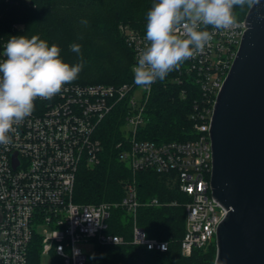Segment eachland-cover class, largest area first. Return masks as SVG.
<instances>
[{"label":"built area","instance_id":"built-area-1","mask_svg":"<svg viewBox=\"0 0 264 264\" xmlns=\"http://www.w3.org/2000/svg\"><path fill=\"white\" fill-rule=\"evenodd\" d=\"M245 30L243 19L233 29L218 32L202 54L186 61L179 70L175 81L182 84L185 74L201 93V101L195 102L190 115L192 135L184 141L140 138L153 85L148 90L134 83L132 69L147 44L146 33L126 26L121 31L133 52L131 82L72 83L51 99L37 98L34 111L18 127L12 143L0 145V264H29L35 243L41 256L52 255L61 264H90L80 245L93 241L99 245L128 242L149 251L166 252L168 242L149 237L137 224L141 207L165 204L158 198L140 201L135 176L143 171L165 174L187 198L181 254L190 257L195 250L210 246L227 214L211 195L210 126L217 95ZM117 109L121 119L118 160L133 178L123 183V195L117 202L77 203L74 190L78 175L81 169L100 163L103 144L98 131ZM118 209L132 220L129 241L110 232L113 211Z\"/></svg>","mask_w":264,"mask_h":264},{"label":"trees","instance_id":"trees-1","mask_svg":"<svg viewBox=\"0 0 264 264\" xmlns=\"http://www.w3.org/2000/svg\"><path fill=\"white\" fill-rule=\"evenodd\" d=\"M156 0H0V61L6 59L4 47L11 36H39L49 46L61 49V58L73 65L79 56L69 45L79 44L85 61L73 83L81 85H119L133 80V52L121 27L146 33V15ZM249 8L237 10L238 20L245 19ZM86 20L87 25L81 21ZM82 37V38H81ZM173 71L164 81H157L146 107L147 123L140 138L154 142L184 141L191 137L190 115L201 93L191 78L183 74V83L175 80ZM185 91V95L182 92ZM184 96V97H183ZM119 110H115L99 128L103 144L100 163L92 169H81L74 190V201L80 204L117 202L123 195V183L133 177L118 160L120 141ZM140 201L158 198L161 207H141L137 224L151 238L168 242L166 252L149 251L128 242L121 245H99L95 264H214L216 243L195 250L190 257L180 251L184 234L187 198L165 174L143 171L135 176ZM123 210H114L110 232L131 239L132 220ZM39 244L30 249L29 264H39ZM56 264H61L57 259Z\"/></svg>","mask_w":264,"mask_h":264},{"label":"clouds","instance_id":"clouds-1","mask_svg":"<svg viewBox=\"0 0 264 264\" xmlns=\"http://www.w3.org/2000/svg\"><path fill=\"white\" fill-rule=\"evenodd\" d=\"M259 0H156L146 15L147 44L132 69L134 83L151 89L169 73L202 54L218 32L233 29L237 10ZM87 25L86 20L81 21ZM211 29V30H209ZM82 38V37H81ZM69 48L79 62L70 65L61 49L39 36H11L0 61V145L12 143L18 127L34 111L37 98L51 99L77 80L85 61L79 44Z\"/></svg>","mask_w":264,"mask_h":264},{"label":"water","instance_id":"water-1","mask_svg":"<svg viewBox=\"0 0 264 264\" xmlns=\"http://www.w3.org/2000/svg\"><path fill=\"white\" fill-rule=\"evenodd\" d=\"M244 21L210 126L211 195L227 211L214 264H264V0Z\"/></svg>","mask_w":264,"mask_h":264},{"label":"rangeland","instance_id":"rangeland-1","mask_svg":"<svg viewBox=\"0 0 264 264\" xmlns=\"http://www.w3.org/2000/svg\"><path fill=\"white\" fill-rule=\"evenodd\" d=\"M129 219H131L130 217H125V221H127ZM216 239H214V243H216L215 241ZM82 247V249H84L88 255V261L90 264H95L94 260H95V251L97 248V243L96 242H89V243H83L80 245ZM57 260L55 257H53L52 255H43L40 258L39 264H56Z\"/></svg>","mask_w":264,"mask_h":264}]
</instances>
